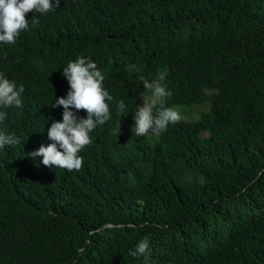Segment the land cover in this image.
<instances>
[{
	"label": "trees",
	"instance_id": "obj_1",
	"mask_svg": "<svg viewBox=\"0 0 264 264\" xmlns=\"http://www.w3.org/2000/svg\"><path fill=\"white\" fill-rule=\"evenodd\" d=\"M26 19L14 45L0 43V72L41 107L43 133L80 56L114 101L80 171L44 166L29 140L0 148V264H264V0H61ZM128 65L165 77L167 106L209 112L134 137L150 93ZM144 238L150 257L130 256Z\"/></svg>",
	"mask_w": 264,
	"mask_h": 264
},
{
	"label": "clouds",
	"instance_id": "obj_2",
	"mask_svg": "<svg viewBox=\"0 0 264 264\" xmlns=\"http://www.w3.org/2000/svg\"><path fill=\"white\" fill-rule=\"evenodd\" d=\"M61 0H0V43L14 45L22 31L29 29L28 13L47 14L60 7ZM38 18L31 20L37 24ZM128 71H135L139 81L150 93L142 96L144 103L137 105L134 112V137H159L169 127L182 120L175 107L167 106V98L172 95L164 83L165 77L158 75L151 81L137 65H128ZM61 90L52 104L53 114L45 133L42 132V109L34 104L28 109L23 105L25 91L23 84L16 83L0 72V148L18 145L24 140L35 144L30 155L33 159L43 157L42 164L48 167L80 171L84 164L81 151L93 143L91 133L98 125L112 119L110 103L114 97L104 88L105 75L90 58L80 56L69 61L60 73ZM116 114L128 115L123 100L115 101ZM20 108L16 120V132L7 130L5 120L9 111ZM48 131V132H47ZM120 134L121 125L116 130ZM48 139L52 143L47 145ZM132 257L151 255L148 238L140 240L129 252Z\"/></svg>",
	"mask_w": 264,
	"mask_h": 264
},
{
	"label": "rangeland",
	"instance_id": "obj_3",
	"mask_svg": "<svg viewBox=\"0 0 264 264\" xmlns=\"http://www.w3.org/2000/svg\"><path fill=\"white\" fill-rule=\"evenodd\" d=\"M144 100L142 99V104ZM175 107L181 114L182 120L186 122H195L201 119L202 115L206 114L210 110V104H193V105H176Z\"/></svg>",
	"mask_w": 264,
	"mask_h": 264
}]
</instances>
